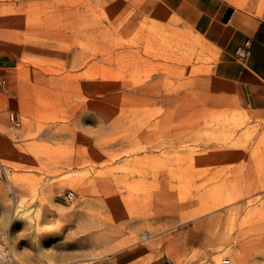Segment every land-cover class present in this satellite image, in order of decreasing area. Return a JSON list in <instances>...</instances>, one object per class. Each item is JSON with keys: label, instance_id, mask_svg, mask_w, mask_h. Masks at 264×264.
I'll return each instance as SVG.
<instances>
[{"label": "rangeland", "instance_id": "374dc122", "mask_svg": "<svg viewBox=\"0 0 264 264\" xmlns=\"http://www.w3.org/2000/svg\"><path fill=\"white\" fill-rule=\"evenodd\" d=\"M158 6L0 0V264H264V113Z\"/></svg>", "mask_w": 264, "mask_h": 264}, {"label": "crops", "instance_id": "0c3cea01", "mask_svg": "<svg viewBox=\"0 0 264 264\" xmlns=\"http://www.w3.org/2000/svg\"><path fill=\"white\" fill-rule=\"evenodd\" d=\"M165 10L203 44L206 64L203 78L230 85L237 91V101L245 110L264 113V11L260 15L238 10L225 0H160ZM232 13L221 20L227 8ZM158 6L159 16L166 13ZM247 44L245 58L237 50ZM4 69L0 66V72ZM8 83L18 90V76ZM226 98V94L221 93ZM18 105L21 97L17 95Z\"/></svg>", "mask_w": 264, "mask_h": 264}, {"label": "built area", "instance_id": "2783aa9c", "mask_svg": "<svg viewBox=\"0 0 264 264\" xmlns=\"http://www.w3.org/2000/svg\"><path fill=\"white\" fill-rule=\"evenodd\" d=\"M247 49H248L247 44H245V46H244L243 48H239V49L237 50V55H238V57L241 58V59L245 58L246 55H247V51H248ZM11 120H12V121L14 120L13 115H11Z\"/></svg>", "mask_w": 264, "mask_h": 264}, {"label": "water", "instance_id": "95a60500", "mask_svg": "<svg viewBox=\"0 0 264 264\" xmlns=\"http://www.w3.org/2000/svg\"><path fill=\"white\" fill-rule=\"evenodd\" d=\"M232 8H227L226 9V11H225V14H224V16H223V18H222V20H221V22L222 23H226L227 22V20L229 19V17H230V15H231V13H232Z\"/></svg>", "mask_w": 264, "mask_h": 264}, {"label": "bare ground", "instance_id": "6f19581e", "mask_svg": "<svg viewBox=\"0 0 264 264\" xmlns=\"http://www.w3.org/2000/svg\"><path fill=\"white\" fill-rule=\"evenodd\" d=\"M262 6V5H261Z\"/></svg>", "mask_w": 264, "mask_h": 264}]
</instances>
